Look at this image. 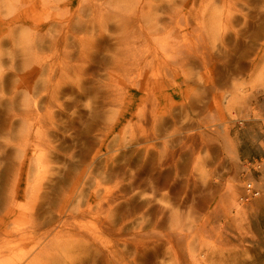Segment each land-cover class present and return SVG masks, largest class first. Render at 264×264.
Segmentation results:
<instances>
[{
  "label": "rangeland",
  "instance_id": "rangeland-1",
  "mask_svg": "<svg viewBox=\"0 0 264 264\" xmlns=\"http://www.w3.org/2000/svg\"><path fill=\"white\" fill-rule=\"evenodd\" d=\"M14 1L16 9L2 13L6 23L36 36L73 13L88 22L103 0H60L59 20L63 11L44 0ZM126 1L115 5L134 9ZM155 8L152 18L160 20L149 43L137 38V21L129 26L127 41L150 63L139 60V69L120 78L117 93L130 90L129 99L117 107L110 136L116 105L104 94L110 65L99 60L123 48L113 39L120 25L111 13L103 18L108 44L87 29L95 61L87 62L81 86H60L57 103L34 94L25 106L16 80L23 58L4 36L0 202L11 199L17 183L25 190L37 176L40 183L33 200L25 191L15 199L21 212L14 219L35 236L0 237L4 264L27 262L43 246L42 264H264V0H164L167 15ZM45 54L54 63L53 51ZM135 84L139 93L131 90ZM26 128L41 130L39 149ZM247 184L257 196L245 192Z\"/></svg>",
  "mask_w": 264,
  "mask_h": 264
},
{
  "label": "bare ground",
  "instance_id": "bare-ground-1",
  "mask_svg": "<svg viewBox=\"0 0 264 264\" xmlns=\"http://www.w3.org/2000/svg\"><path fill=\"white\" fill-rule=\"evenodd\" d=\"M32 1L37 2V0H25L24 2L28 3V2H32ZM59 1L60 0H44L45 6L49 5V8L51 7L53 9L61 10ZM63 1L64 0H61V2H63ZM115 1L116 0H108V2L106 1L107 2L106 8L101 7L103 5V3L105 2V0L101 1L97 7L93 6L92 8L97 9L98 11L105 10V12H99L98 13V11H97L95 13V12H92V9H91L90 19H88V22H87V19L84 18V15L75 16L74 13L71 15V17L68 19V21L64 20V19L62 21H60L59 18H61L65 15L64 14L65 10H61L63 12L57 11L55 18L58 19L59 22H54V21L51 22L50 25H47V26H49V28L46 31L43 32V30H42L38 35L34 36L28 31H25L24 33H22L21 32L22 27L15 26L13 24V22L6 23L7 19L4 17V14H2V13L3 12H8L9 14L12 13L16 9V2L14 0H0V60L2 59L1 57L4 55V51H3L4 45H2L3 40H6V39H4V36H7L8 39L10 40V42L12 43L13 47L17 48L19 50V53H20V55H22V58H23L21 69L24 71H22V73L20 74L19 77H16L17 78L16 80L19 81L22 85L23 91H20V94H22V98H24V100H26V104H25L26 107L30 106V100L32 99L34 94H35V98L36 99L38 98V100H40V98L42 96H47V98L54 101V103H57L58 102L57 95L60 93V91H61L60 86L63 83H69V84H73V85L75 84L77 86L79 84L81 86V83H78V81L82 82V79L84 78L83 75H84V72L86 69L87 62H90L91 64H93V62L95 61V56L91 55V50H89V44H88V42L93 43L94 40L90 41V38H92L93 36H90V37L87 36V29L90 27L89 30L97 31L95 41L100 40L101 43H103L104 45H107L108 42L106 39H104V28L107 25V21L105 23H103V18L105 17V19L107 20L106 15L108 16L109 13H111L113 15V17L119 21V25H120V26L116 27V31L119 30L120 32L115 37H113V39H114V41L119 42L118 45L122 44L123 48L122 47H119V48L113 47L112 51H111L112 54L109 55L108 57H104L105 55H103V58L102 59L100 58L99 61H101L104 64V66L110 65V68H108V69L104 68L105 70L109 71L107 73V75L109 76L107 86H109V87L108 88L106 87L107 92L106 93L104 92V94L108 95V99L112 102V104L116 105L115 106L116 109H114L113 113L110 111V116L108 117V120L111 121L112 118L115 119L116 115L120 113V109L122 110V107L120 108V106H124L126 104L127 99H129V97H128L129 93L128 92L130 91V90H126L125 92H123L124 95L120 96L121 91L124 88V84H123V82L121 83L122 79H120V78H122L123 76H126V75L129 76L130 74H133V72L135 70L139 69V60H144L145 61L144 64L150 63V62H147L146 57H138V52L136 51L135 48H133L130 45L131 41H129V42L127 41L128 37L130 36L129 35V33H130L129 32L130 31L129 26L130 27L132 25L135 26L134 23L137 21L138 27H139V32L141 34L137 38L143 39V42H145V43H147V42L149 43V38L151 37V31H153L152 27L154 25H156L157 22H159V20H160V19H157L158 17L153 19L155 16L152 18L153 8L156 7L155 10L161 11L163 13V15L166 13L165 8H163L164 0H127V1L124 0V1L128 2V4H131L134 2L135 3L134 9H133V7H129L127 5L119 7L118 5H115ZM166 2H168V1H166ZM174 2H175V0H174ZM151 3H152V6H154L153 8H151L152 6L150 7ZM88 6L91 7L90 4L86 5L85 8H86L87 12H88ZM145 8H147V11H144ZM178 11H179V9H178ZM161 12H158V13H161ZM172 13H169L171 15V19H173L174 17L172 18V16L175 15V14L173 15ZM92 14H93V17H92ZM166 15H167V13H166ZM179 16H180V12H179ZM176 17H178V16H176ZM95 27H98V30H96ZM22 35H23V37H22ZM106 35L111 37L109 34H106ZM133 37L135 38L136 36H133ZM167 46L165 44L164 48L167 49ZM176 46H177V44H176ZM45 49L49 50V51H53V53L55 55L54 63L53 62L52 63L47 62L44 59V56H46ZM176 50L177 49H175L173 51H176ZM161 51H163V50H161ZM164 52H165V50H164ZM11 56H12V54H11ZM174 56H177V55H174ZM177 59H178V57H177ZM171 60H172V58H171ZM41 62H43L41 65L42 68L45 69V70H43V73L40 72V68H39ZM11 64H13V61L11 62ZM0 67H1V65H0ZM17 71H19V70H17ZM56 73H57V75H56ZM0 78H1V74H0ZM12 79H14V78H12ZM101 86L102 85H100V88H102ZM139 87L140 86L138 84H135L131 88V90H134L137 93H139V91H140ZM22 89H20V90H22ZM79 90H81V88H79ZM103 91H105V90H103ZM117 92H119L120 94ZM39 93H41L40 96L38 95ZM100 94H102V92ZM51 96H52V98H50ZM117 97H119V98H117ZM130 98H133V95H130ZM44 99L45 98L41 99V101H44ZM135 100L130 101L128 103L129 107H135V103H134ZM103 103H105V102H103ZM112 104H110V106ZM117 104H119V106H117ZM117 107H119L120 109ZM103 108L105 109V107H103ZM46 109H47V111L50 112L51 107H46ZM101 110H103V109H101ZM105 110H107V109H105ZM11 111H13V109ZM11 111H10V113H11ZM129 112H130V109H128L126 111H121V113H125V114H128ZM105 113L107 114V111ZM108 113H109V111H108ZM130 114H132V113H130ZM136 117H137V114H135V117H133V118H136ZM133 118L128 119V121L132 120ZM110 121H108L111 124H109V127L107 129L109 131L105 134L106 136H110L111 134L114 133V130H115L114 125H112L113 120L111 122ZM24 132L27 134V136H31V135L34 136V138H33L34 139L33 150L39 149L41 147V143H42V141L41 142L39 141L40 136L42 135L41 130L38 129L36 131L35 130L33 131L32 128H26ZM10 133L11 132L9 130L8 135ZM26 138L28 139L29 137H26ZM26 138H25V140H26ZM123 138H124V136L122 135L121 136V142H123ZM132 139H135L133 137V135H132ZM27 142H28V140H27ZM121 142H119V147L122 146ZM102 145L103 144H100L98 151L101 149ZM26 150H27V148H26ZM28 150H30V149H28ZM41 155H42V153H40V155H39L40 165L43 164V158H42L43 155H42V157H41ZM16 168L13 167V169H15V170H16ZM19 171L21 172V170H19ZM22 174H24V173H22ZM16 178H15V180H16ZM37 178H38V176L34 180L35 181L34 184H33V182H32V184L31 183L27 184L28 181L25 183V184H27L26 190H25V188L21 189L20 186H17V184H19V183L14 181V183L15 184L17 183V184H16V187H14V189L10 185V187L12 188L11 194L9 193V195L11 196V199L9 198V199L5 200L4 202H0V208L3 210L2 211L3 213L2 212L0 213V237L3 240L2 242H4V240H6L8 237L15 238L17 236L18 238L22 239L24 237L31 238L32 236H35V234L26 233L25 231L21 230L20 227L18 226V220L14 219V218H16V217L19 218L18 217L19 215H15V214L21 212V211L18 212V210H20V209H19V206L16 204L15 199L19 196L20 192L22 193L23 191H25V193L30 192L31 200H33L35 195L38 192V188H40V183H39V180ZM29 181H30V178H29ZM73 185H74V188H73V191H74L75 183ZM7 190H9V189H7ZM5 193H4V195H5ZM7 196H8V194H7ZM23 198H25V197H23ZM17 202H19V201H17ZM30 204H31V202H30ZM26 207L24 206V209H26ZM22 216H24V215H22ZM22 216H21V218H22ZM10 225L17 226L14 228L16 230L12 231L11 235L5 234V232L7 230L6 227H8ZM41 246L42 245H38L36 248L35 247L34 248L39 249ZM43 249H44V246H43ZM43 249L38 251L39 256L35 255L27 262L26 261H20V262L16 261L13 263L12 261H10V263L11 264H42L43 258L48 256L47 253L45 251H43ZM4 256H5L4 251H0V264H4V262L6 261L5 259H2ZM41 258H42V260H41Z\"/></svg>",
  "mask_w": 264,
  "mask_h": 264
},
{
  "label": "built area",
  "instance_id": "built-area-1",
  "mask_svg": "<svg viewBox=\"0 0 264 264\" xmlns=\"http://www.w3.org/2000/svg\"><path fill=\"white\" fill-rule=\"evenodd\" d=\"M245 192L249 195L257 196L258 192L255 191V189L252 187L251 184H247L245 187Z\"/></svg>",
  "mask_w": 264,
  "mask_h": 264
}]
</instances>
